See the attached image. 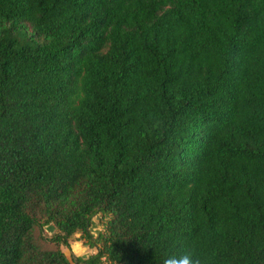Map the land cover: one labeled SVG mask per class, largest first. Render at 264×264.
Here are the masks:
<instances>
[{"label":"trees","instance_id":"1","mask_svg":"<svg viewBox=\"0 0 264 264\" xmlns=\"http://www.w3.org/2000/svg\"><path fill=\"white\" fill-rule=\"evenodd\" d=\"M185 253L264 264V0H0V264Z\"/></svg>","mask_w":264,"mask_h":264},{"label":"clouds","instance_id":"2","mask_svg":"<svg viewBox=\"0 0 264 264\" xmlns=\"http://www.w3.org/2000/svg\"><path fill=\"white\" fill-rule=\"evenodd\" d=\"M110 217L104 216L101 212L97 211L94 216L91 217L88 232L93 240H98L101 234H107L106 228ZM48 225L44 226V232L49 238L52 237L53 233L48 231ZM68 245L71 254L74 255L78 260L88 261L92 257L99 255V249L92 247L87 243V237L84 236L83 232L76 230L68 238ZM67 253L68 248H62ZM103 264H107V257H100ZM163 264H199L197 260L193 259L191 253H185L179 257L171 256L163 261Z\"/></svg>","mask_w":264,"mask_h":264},{"label":"rangeland","instance_id":"3","mask_svg":"<svg viewBox=\"0 0 264 264\" xmlns=\"http://www.w3.org/2000/svg\"><path fill=\"white\" fill-rule=\"evenodd\" d=\"M42 230H43V231H42V232H43L42 234L47 236V234L44 232V228H42ZM48 231H50V232H52V233L54 232V230L51 231V230H49V229H48ZM44 246H45V245H44ZM59 248H60V250L65 254L66 257L70 258L71 251H70L69 245H68V251H67V253L64 252V251L62 250V248H67V247H65V246H63V245H60Z\"/></svg>","mask_w":264,"mask_h":264},{"label":"crops","instance_id":"4","mask_svg":"<svg viewBox=\"0 0 264 264\" xmlns=\"http://www.w3.org/2000/svg\"><path fill=\"white\" fill-rule=\"evenodd\" d=\"M48 229L51 230V231L53 230V228L51 226H49Z\"/></svg>","mask_w":264,"mask_h":264}]
</instances>
